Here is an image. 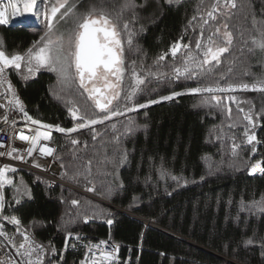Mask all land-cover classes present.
Returning <instances> with one entry per match:
<instances>
[{
	"label": "trees",
	"instance_id": "16d2710c",
	"mask_svg": "<svg viewBox=\"0 0 264 264\" xmlns=\"http://www.w3.org/2000/svg\"><path fill=\"white\" fill-rule=\"evenodd\" d=\"M69 2L74 10L63 22V31L75 27L77 17L92 5L120 20L125 70L120 99L111 107L123 114L103 124L60 133L55 126L69 129L80 123L72 117L74 106L88 117L103 113L76 79L63 85L49 71L25 79L26 71L14 69L12 79L29 114L42 125L54 126V160L64 165L62 180L73 189L50 188L42 177L18 171L11 175L13 185L2 192L5 207L0 224L12 235V223L3 216L16 215L22 232L27 229L32 239L47 249L54 247L56 255L48 251L46 264L50 260L52 264H82L84 249L64 250L66 229L84 233L94 242L120 244L119 264H264L259 244L264 239V213L253 208V202L264 200V94L222 96L217 102L189 91L264 80V50L253 43L264 31V0H236V8L224 7L220 0L216 20L207 16L216 0H174L171 5L159 0L158 7L153 0L152 7L138 11L135 20L128 11L117 17L124 0ZM124 21H129L128 30L122 29ZM225 23L233 37L229 52L218 64L201 65L209 46L207 38L218 26L225 31ZM46 29L45 21L40 29L32 30L0 26V48L9 56L25 55L37 46ZM214 39L219 45L225 38L219 34ZM198 41L200 49L195 47ZM179 43L186 47L173 58L169 50ZM165 54L166 59L159 60ZM184 66L197 75L177 79L172 69ZM133 67L145 79L136 103L159 100L175 91L182 95L128 112L124 94L130 90L129 83H134ZM246 115L252 116L254 127ZM129 127H133L130 133ZM246 131L254 133L259 143L249 144ZM73 139L81 143L73 145ZM122 153H127V160L121 164ZM257 163L262 173L250 174ZM89 168L87 179L82 176L73 181L64 175L65 170L87 174ZM119 183L123 187L117 189ZM25 190L30 196L24 195ZM85 214L87 223L83 222ZM108 219L114 221L112 225ZM144 221L161 230L147 228ZM247 238H253L254 244L245 245Z\"/></svg>",
	"mask_w": 264,
	"mask_h": 264
},
{
	"label": "snow or ice",
	"instance_id": "6c2138e0",
	"mask_svg": "<svg viewBox=\"0 0 264 264\" xmlns=\"http://www.w3.org/2000/svg\"><path fill=\"white\" fill-rule=\"evenodd\" d=\"M153 0H141L140 3H137V0H124V3L121 5L120 12L117 13V17H122L125 11L131 13L132 19L135 20L137 18V13L140 10H147L152 7ZM174 0H166V3L171 5ZM176 3H179V0H175ZM156 6H159V0H155ZM236 8V0H224V7ZM9 7L12 9L11 13L7 11L4 7H0V25H8L10 23V15L11 16H25V14H29L32 16L39 15L45 22L48 31L45 33V36L41 37V41H43L42 46L38 48L34 45L33 48H29L27 50V54H13L11 56L7 55L2 48H0V83H3V79L5 76V72L7 69L14 68L16 70L21 69L22 64L26 62L27 64V73L28 75L24 78L27 79L30 76H34L36 73L40 71L41 68H47L52 72H56L59 77V82L61 84L67 85L72 80L78 79L79 87L88 94V97L95 102V108L99 109L100 113H103L102 116H93L88 117L87 115H82L80 113V109L77 107H73L71 110L72 117L80 123H78L75 127L65 129L63 127L55 126L56 130L60 133H72L76 132L78 129L88 128L92 125L103 124L104 121L110 120L112 117L122 115L118 109L112 108L111 105L113 101L120 99V92L117 90L120 88V82L123 81V73H124V60H123V52L124 46L123 42L120 39V29L121 24L119 19H113L103 7H97L96 5H92L87 8L83 13H81L76 21L75 28L71 31V33L65 37L63 33L56 35L55 39L52 38V34L57 29V20H63L73 11V5H70L68 0H55V3L52 0H17L15 3H10ZM61 9H64L61 12ZM220 0H216V6L213 11L207 13V16L211 20H216L217 17L214 15V12H220ZM59 14V16H58ZM25 20H21L20 23H25ZM196 19V17H193ZM208 23L207 20L204 21ZM227 24H224L225 31L223 32V37L225 38L221 44L217 45L214 37L221 34V28L218 26L215 28L214 32H212L208 39L209 46L204 52V59L201 61V65H211L213 61L217 64L221 62V56L223 54L229 52V47L233 42L232 33L227 31ZM122 29H129V21H124L122 23ZM132 33H128V44L131 45ZM201 40H203V32H201ZM253 43L256 47L261 50H264V31L260 33V37L257 40H254ZM2 44V41H0ZM65 44L67 47H65ZM181 47H186L181 44H176L171 48V53L173 56H176L177 52ZM196 49L201 48V42L198 41L195 45ZM166 55H161L159 60L166 59ZM136 61H132V64L135 65ZM185 65H187V61H185ZM74 67V72L71 69ZM207 71H211V69H207ZM173 75L178 79L180 76L192 77L193 75H197L193 73L189 67L184 66L183 69L181 67H174L172 69ZM161 75L167 76V73H162ZM132 78L134 79V83H129V91L124 94V107L128 112L136 111L139 109H144L149 107L150 105H156L161 101H169L174 97H178L182 95L181 92L175 91L172 92L171 95L161 96L160 99H149L146 103H136L135 97L138 92H143L144 89L141 87L145 85V79L141 77V75L135 70L133 67ZM110 77H114V79H110ZM100 84L101 86H97ZM237 86L229 84L227 87L220 86H205V87H194L189 91L192 93H214V92H230L233 91ZM238 87L243 89H248V84H241ZM253 90H259L264 92V80L258 81L253 85ZM7 91L12 93V98L8 100V105L12 108H18L20 112L24 114L27 120L31 121L32 124H39L40 121L33 120L31 116L24 110V105L22 101L19 99L15 90L13 89L12 84L9 82L7 85ZM107 93V94H106ZM211 99L219 102L218 96H213ZM128 102H131L130 104ZM207 102V101H204ZM242 111V109H241ZM245 119L248 120L249 124H252L253 127L255 123L251 115H246ZM5 122L8 121L7 115L4 116ZM46 128H52L53 125H44ZM143 127L147 128L145 124ZM113 128L115 126L113 125ZM133 130V127H129L127 131L130 133ZM247 136V140L249 144L253 142L259 143L257 141L256 135L253 133L251 135L248 132H245ZM19 138L24 141H28L31 145L26 151L27 156L31 157L34 152H36L37 147L39 146V142L41 139L43 140H51L50 132H41L35 136H26L23 133L20 134ZM96 137L93 136V139ZM73 145L80 144L81 142L77 139H73L71 141ZM87 147V144H84ZM0 147H4L2 143H0ZM235 147V146H234ZM39 151L43 156H52L54 153V149L51 147L43 146L39 147ZM18 152V149L13 148L11 152L8 153L13 159H18L21 161L25 160V156L16 155L12 156V153ZM0 155H4V153H0ZM127 160V153L121 154V160L119 161L121 164ZM87 164L90 166L91 161L89 160ZM35 167H41L40 164H35ZM63 168L64 165L61 164ZM259 168V163L253 165L250 169V174H255L257 169ZM8 172H16L15 168H9L7 166L0 168V188H3L5 184L12 185L13 180L7 176ZM64 175L70 180H76L78 177H84L87 179V176L90 175V168L87 170V174L85 172L74 171L69 174L67 170H65ZM175 179V177H173ZM203 179V177H201ZM123 184L119 183L116 185V188H122ZM89 191H95L94 187H89ZM16 191L19 192L20 189L16 188ZM109 195L112 194V189L109 188ZM24 195L30 196V191L25 190ZM16 203H20V199L16 200ZM71 203L73 205H79L78 200H72ZM5 204H4V196L3 193L0 192V213H3ZM253 208L258 209L260 212L264 213V200L259 202H253ZM252 211V209H249ZM102 214V213H101ZM4 220H8L10 223L14 225H21V219L16 216H3ZM89 220V216L85 214L83 216V222L87 223ZM112 219H108V225L113 224ZM19 231V227L17 228ZM23 242L17 244L12 237L8 235L7 232L3 230V225L0 224V237H4L8 244H10L13 248L16 249V256L25 257L23 264H44L42 257L46 254L47 251H50L53 256L56 255V249L54 247L46 250L44 245L37 244L32 237L28 234V230L26 229L23 233ZM79 240L81 237L78 234H74L73 232L66 229L65 236V246L64 250L68 249V241L72 239ZM253 238H247L244 243L245 245H253ZM104 241H101L100 244H104ZM261 249H264V239L260 242ZM74 247V245H73ZM92 247L98 248L99 245H93ZM118 248V246H117ZM92 248H89L91 251ZM264 254V253H262ZM35 257V258H33ZM62 258V257H61ZM116 258L115 252H106L104 253V259L111 262ZM0 264H20L19 261H15V258H9L7 261H0ZM49 264H52V261H49Z\"/></svg>",
	"mask_w": 264,
	"mask_h": 264
},
{
	"label": "built area",
	"instance_id": "2783aa9c",
	"mask_svg": "<svg viewBox=\"0 0 264 264\" xmlns=\"http://www.w3.org/2000/svg\"><path fill=\"white\" fill-rule=\"evenodd\" d=\"M11 2H17V0H0V7H4L8 9L9 4ZM12 9L8 11L11 13ZM25 23H20L21 20H25ZM15 24H21L23 27L26 28H41L43 24V19L39 16H32L29 14H25V16H11L10 15V23L8 25H0L2 27H12ZM170 54L171 50L169 51ZM14 68L7 69L5 72V76L3 79V83H0V143L4 145V147H0V153H4V155H0V168L5 166L9 168H15L17 171H26L31 174L37 175L45 179L50 188H56L57 186H66L68 185L62 180L63 169L60 165H58L54 160V155L56 152V147L53 144V140H43L39 142V146L37 147L36 152L33 153L31 157L27 156V149L31 147L28 141L21 140L19 138L20 134L23 133L26 136H35L41 132H45L42 130L40 124H32L31 121L27 120L22 112L19 111L18 108H12L8 105V100L12 98V93L7 91V85L10 82L15 90L16 94L18 95L19 99L22 101L24 105V110L29 114L27 105L23 100L17 85L14 83L12 79V71ZM248 89H243L241 87L234 88L233 91L230 92H214V93H192V95L196 96H229V95H240V94H264V92L259 90H253L254 84H248ZM220 87H227L224 85H218ZM215 87V86H213ZM7 115L8 121L5 122L4 116ZM32 117V116H31ZM33 120H35L32 117ZM51 147L55 151L52 156H43L40 151L39 147ZM13 148L18 149V152L12 153V156L16 155H23L25 156V160L21 161L18 159H13L11 156L8 155L9 152L12 151ZM40 164L41 167H35V164ZM13 172H8L10 174ZM15 173V172H14ZM261 168L257 169L255 174H261ZM19 227V231L17 228ZM3 230L8 233L10 237L14 239V241L19 244L23 242V235L21 231V225L17 226L12 224V235L8 231V227L3 225ZM81 237L79 240L72 239L68 241V249L73 248H82L84 249L85 256L83 259L82 264H119L120 261V244L114 243L112 241H104V244H100V242H94L88 238V236L84 233H78ZM34 240V239H33ZM35 241V240H34ZM37 244V241H35ZM74 245V247H73ZM93 245H99L98 248L92 247ZM118 246V248H117ZM45 247V246H44ZM89 248H92L89 251ZM46 250H48L45 247ZM142 249V244H140L139 250ZM106 252H115L116 258L109 262L108 260L104 259V253ZM48 251L42 257L44 264H46L48 260ZM132 254L129 253L128 258H131ZM15 258V261H19L20 264H23L25 257L16 256V249L13 248L10 244H8L7 240L4 237H0V261H7L9 258ZM35 258V257H33Z\"/></svg>",
	"mask_w": 264,
	"mask_h": 264
},
{
	"label": "rangeland",
	"instance_id": "374dc122",
	"mask_svg": "<svg viewBox=\"0 0 264 264\" xmlns=\"http://www.w3.org/2000/svg\"><path fill=\"white\" fill-rule=\"evenodd\" d=\"M70 0H68V2H69ZM45 2H47V0H45ZM52 2L53 3H55V0H52ZM69 4H70V2H69ZM227 9V8H226ZM74 10V9H73ZM228 10V9H227ZM64 11V9H61V12H63ZM73 12V11H72ZM72 12L67 16V17H65L63 20H57V29L54 31V33L52 34V38L53 39H55V37H56V35H58V34H60V33H63L64 35H65V37H67L70 33H71V31L75 28V27H72L70 30H66V31H63L62 29H61V27H62V24H63V22L65 21V20H67L68 18H69V16L72 14ZM58 16H59V14H58ZM43 22H44V20H43ZM5 28H7V27H5ZM8 28H25V29H30V30H32V29H40V28H33V27H31V28H26V27H23V26H20V27H14V26H12V27H8ZM62 30V31H61ZM48 31V29H46L45 31H43L42 33H43V36H45V33ZM223 32L224 31H221V35L223 34ZM42 36V37H43ZM42 43H43V41H41V38H40V41H39V43L37 44V48L39 47V46H42ZM179 44H181V43H179ZM182 45V44H181ZM65 47H67V45L65 44ZM171 50V49H170ZM169 50V51H170ZM170 53V52H169ZM26 55V54H25ZM177 55V54H176ZM224 55V54H223ZM171 56L174 58L175 56H173L172 54H171ZM214 62V61H213ZM16 71H26L27 72V64H26V62L25 63H23L22 64V67H21V69H19V70H16ZM42 71H49V72H52L51 70H49V69H47V68H41L40 69V71L38 72V73H36L34 76H30V77H36L40 72H42ZM71 71L72 72H74V67L71 69ZM15 72V70H13L12 71V74ZM52 73H54L56 76H57V78H58V80H59V77H58V74L56 73V72H52ZM110 79H114V77H110ZM75 80V79H74ZM77 80V82H78V79H76ZM73 81V80H72ZM71 81V82H72ZM70 84V83H69ZM69 84H67V85H69ZM64 85V84H63ZM97 86H101L100 84H98ZM120 93H121V82H120V88L119 89H117ZM107 94V93H106ZM174 98H176V97H174ZM173 98V99H174ZM117 101V100H116ZM116 101H113V103L114 102H116ZM94 102V101H93ZM94 104H95V102H94ZM255 123V122H254ZM40 124V126H41V128H42V130L43 131H45V132H50L51 133V139L53 140V130L51 129V128H46V127H44V125H42L41 123H39ZM18 172V171H17ZM26 172V171H25ZM16 173V172H15ZM27 173H29V172H27ZM12 174H14V173H10V174H7V176L9 177V178H11L12 180H13V178L11 177V175ZM31 174V173H30ZM37 176V175H36ZM13 183H14V181H13ZM13 185V184H12ZM12 185H8V184H5L4 186H3V188H0V192H4L5 190H7L9 187H11ZM4 196V195H3ZM4 200H5V198H4ZM1 214L2 213H0V219H1ZM1 222V221H0Z\"/></svg>",
	"mask_w": 264,
	"mask_h": 264
},
{
	"label": "water",
	"instance_id": "95a60500",
	"mask_svg": "<svg viewBox=\"0 0 264 264\" xmlns=\"http://www.w3.org/2000/svg\"><path fill=\"white\" fill-rule=\"evenodd\" d=\"M20 26H22V25H21V24H15V25H14V27H20ZM181 49H182V47L179 49V51L177 52V54L180 52ZM68 187L71 188V189H73V188L70 187V186H68ZM74 190H75V189H74ZM76 191H78V190H76ZM78 192H80V191H78ZM111 207H112V206H111ZM125 214H126V213H125ZM127 215L130 216V217H132V218H135V219L141 221L140 218H138V217H136V216H133V215L128 214V213H127ZM150 224H151V225H146L147 228L159 229V228H157L153 223H150ZM159 230H161V229H159Z\"/></svg>",
	"mask_w": 264,
	"mask_h": 264
},
{
	"label": "bare ground",
	"instance_id": "6f19581e",
	"mask_svg": "<svg viewBox=\"0 0 264 264\" xmlns=\"http://www.w3.org/2000/svg\"><path fill=\"white\" fill-rule=\"evenodd\" d=\"M11 3H15V2H11ZM10 10H11V8L8 7L7 11H10ZM144 222H145L146 225H151L150 222H148V221H144Z\"/></svg>",
	"mask_w": 264,
	"mask_h": 264
}]
</instances>
